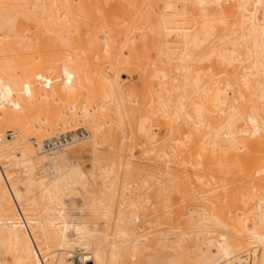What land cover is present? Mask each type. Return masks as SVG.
I'll use <instances>...</instances> for the list:
<instances>
[{"label": "bare ground", "instance_id": "bare-ground-1", "mask_svg": "<svg viewBox=\"0 0 264 264\" xmlns=\"http://www.w3.org/2000/svg\"><path fill=\"white\" fill-rule=\"evenodd\" d=\"M36 59L48 84L14 72ZM30 124L83 133L48 151ZM0 135V264H264V0H0ZM89 148L98 174L68 157Z\"/></svg>", "mask_w": 264, "mask_h": 264}, {"label": "rangeland", "instance_id": "rangeland-1", "mask_svg": "<svg viewBox=\"0 0 264 264\" xmlns=\"http://www.w3.org/2000/svg\"><path fill=\"white\" fill-rule=\"evenodd\" d=\"M21 65V67H17L16 69H15V71L14 72H16L18 75H22V74H24V75H29L28 77L29 78H32V77H34V75L35 74H38L37 76H41V78L42 77H45V81L47 82V84L49 83V79H50V77H52L51 75L55 72V71H57L59 68V65H61L59 62H55V61H53V60H47V61H44V60H42V59H36V60H34V61H30V62H26V63H21L20 64ZM60 70V69H59ZM39 78V77H38ZM123 79H129V76L128 75H124L123 76ZM133 80H134V82H137L136 80H138V77H137V75H135L134 77H133ZM138 83V82H137ZM25 89L26 90H30L29 88H27V87H25ZM57 103V102H56ZM32 127H33V125L32 124H30ZM71 125V124H70ZM73 126L71 127H68V128H70V129H74V128H76V127H78V125H77V123H74V124H72ZM74 125H77V126H74ZM81 125H85V123L84 124H81ZM80 125V126H81ZM26 126H29V124H27ZM68 128H66V129H68ZM33 129H34V131L35 132H32L31 134H30V137H31V142H32V144L36 147H38V145L35 143L36 141H40V140H42V139H48V138H50L51 136H53L54 134H56V133H58V131H54V130H51V129H49V127H45V131L43 130V129H41V131L43 130V132H39L40 130L39 129H37L36 127H33ZM66 129H61L60 131L62 132V131H65ZM129 130L130 129H122V128H120L119 129V134H120V136H124V135H127L128 134V132H129ZM156 130V129H155ZM77 131V132H76ZM75 131V133H81L80 131H82L81 129L78 131V130H76ZM3 132H5V135L6 134H8V133H10V132H13V133H19V130L17 129V128H15V127H8V128H5L4 129V131ZM64 133H66V134H69L68 132H64ZM74 132L72 133H70V134H75ZM40 136V137H39ZM18 139V138H17ZM139 150V149H138ZM138 150H136V156H140L139 158H141V161H142V163L141 164H145V165H148V164H152L153 162L155 163V164H152L155 168H158V167H156L157 165H156V160L154 159V161L152 160V161H149V159H148V157L145 155L144 156V154L141 156V155H138V154H140V153H138L139 151ZM141 151V150H140ZM154 154V153H153ZM68 157H69V159L71 160V161H73V160H77V161H80L81 162V165H82V168L86 171V172H88V173H91L92 171H96L97 172V174L98 173H100L101 171H100V169H95L94 168V159H93V155H92V151H91V149L89 148L88 150H86V151H82L81 153L80 152H71L70 154H68ZM145 157V158H144ZM138 158V159H139ZM146 161H145V160ZM13 163H15V161L14 160H11ZM140 161V162H141ZM148 161V162H147ZM158 163V162H157ZM42 166H40V167H38V172H42ZM46 168V167H45ZM154 168V169H155ZM8 173L10 174V175H22V168L19 166V165H16V164H14L13 166H10L9 168H8ZM47 172V171H46ZM154 176L155 175H153V176H151L150 178H148V179H150V181H152L153 180V178H154ZM153 177V178H152ZM91 179H93V178H91ZM92 181V182H91ZM90 181V183H91V185L88 187L89 188V190L90 191H92V193H87L86 191H85V189L82 187V186H77V191L75 192V193H73V194H67V195H64L63 196V200L65 201V203H66V213L68 214V217L70 218V219H73V220H76V221H81V220H86V219H89V217L91 218V216H88V215H90V211H91V205H90V203H92V200H94V199H92L93 197H91V196H93L92 194H96L97 196H95L96 198L98 197V196H100V194H101V191L104 189V187H103V185H102V182H101V180L99 179L98 181H96V183H94L95 182V180H94V182H93V180H91ZM137 181H138V183H142L143 181H142V174H140L138 177H137ZM149 181V182H150ZM154 182L153 183H157V182H155L156 180H153ZM150 183H152V182H150ZM144 185V184H143ZM146 185V184H145ZM144 185V186H145ZM147 185H149V184H147ZM157 185L158 184H156V188H157ZM150 186H151V184H150ZM155 184H154V186L152 185V187H151V189L148 187H144L143 189L144 190H146V192L150 189V192L148 191L147 193H150V194H155V192L157 193V190H154L155 188ZM145 188H147V189H145ZM154 188V189H153ZM155 191V192H154ZM197 192L199 191V193H201L200 191H202V190H196ZM194 192V191H192V192H190V194L192 195V196H195V195H193V193H197V192ZM151 192H153V193H151ZM203 192V191H202ZM207 192H209V193H207ZM218 192V191H217ZM216 192V193H217ZM220 192V193H219ZM218 193H217V195L218 196H216V193L214 192V193H212V192H210V191H207V190H205L204 191V194H201L202 196H204V195H206V196H210L211 197V195L213 194H215L214 196H216V197H214V196H212V198H214V199H216L217 200V197H219L220 199H221V197H220V195L219 194H221V195H223L222 193H224V191H219ZM235 193V192H234ZM233 193V194H234ZM211 194V195H210ZM198 195V194H197ZM156 196V195H155ZM192 196H190V197H192ZM198 196H200V194L198 195ZM198 196H196V197H194L195 199L197 198V200H200V201H202L203 199V197H198ZM208 196V197H209ZM94 197V198H95ZM194 198H192V199H194ZM199 198V199H198ZM190 199V198H189ZM188 199V200H189ZM196 200V201H197ZM95 201H97V200H95ZM183 201V200H182ZM185 201H187V200H184L183 201V203H182V207H183V211L184 212H186V213H190V211H191V208H192V206L188 203V202H185ZM151 204V205H150ZM151 207H150V206ZM153 205H154V203H153ZM148 208L150 209V208H152V209H150V210H148V208H147V211L148 212H150L151 210H153V211H151V212H154V211H156L158 208V206L157 207H155V205L154 206H152V203L150 202V203H148ZM87 207V208H86ZM52 211L51 212H53V213H58V211L56 210V208H57V206L56 205H52ZM157 208V209H156ZM156 209V210H155ZM90 210V211H89ZM155 215V214H154ZM40 216H45V213H43L42 211H40ZM152 215H150L149 217H146V218H144V222L143 221H141L140 220V222L142 223H140V225H143V226H145V225H147V226H149V225H151L150 223H149V221H145V219H147L148 218V220H151L152 218H155V216H153V217H151ZM88 217V218H87ZM86 218V219H85ZM102 218V216L100 215L97 219H96V222L98 223H100V221H101V223H100V225L103 227L104 226V222H105V220H104V218H103V220L101 219ZM97 220H99V221H97ZM89 221H91V219H89ZM93 221H94V219H93ZM99 223H98V225H99ZM90 224H94L93 222L91 223L90 222ZM146 226V227H147ZM152 226V225H151ZM69 234L71 235V234H74V229L72 228L70 231H69ZM74 250V251H73ZM73 250H72V256H70V260H72L73 261V264H91V262H90V260L92 259L91 257V255L90 254H88L87 252H85V247L83 248V246H80V245H76L74 248H73ZM169 251V250H168ZM62 252V251H61ZM246 252L247 251H245L243 254H246ZM249 252L251 253H256V254H259L260 253V251H258L257 250V248H251L250 250H249ZM57 255H60V252H58V254ZM240 256H244V255H242V253L240 254ZM8 257V256H7ZM48 258V257H47ZM231 262H233L232 260L230 261V263ZM56 263V258H52V261H51V264H55ZM232 264V263H231Z\"/></svg>", "mask_w": 264, "mask_h": 264}, {"label": "built area", "instance_id": "built-area-1", "mask_svg": "<svg viewBox=\"0 0 264 264\" xmlns=\"http://www.w3.org/2000/svg\"><path fill=\"white\" fill-rule=\"evenodd\" d=\"M83 133V131H81V133H77L78 135L82 136L81 134ZM14 135L13 132H10L6 135V138H12ZM73 135L72 134H66L63 133L59 136L56 137H51L48 138L46 140H44L43 142V148L45 150L48 151H55L59 148H62L65 144H67L70 140H72ZM3 139L2 135H0V142Z\"/></svg>", "mask_w": 264, "mask_h": 264}]
</instances>
